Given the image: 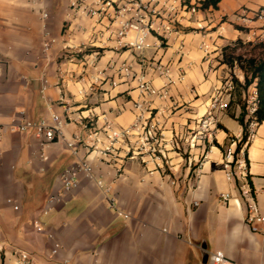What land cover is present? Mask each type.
<instances>
[{"label":"crops","instance_id":"crops-1","mask_svg":"<svg viewBox=\"0 0 264 264\" xmlns=\"http://www.w3.org/2000/svg\"><path fill=\"white\" fill-rule=\"evenodd\" d=\"M70 1L0 0V124L5 131L0 140V260L19 264L18 253L26 252L34 264H211L203 263L205 250L223 251L231 264H264V234L246 223L248 198L241 193L243 185L250 187L264 214V121L248 149L247 179L230 181L222 169L223 149L244 132L237 119L242 108L230 104L236 94L229 87L232 73L240 82L244 74L222 62V49L246 40L249 28L261 25L253 15L264 8V0H221L217 9H201L182 19V33L165 47L154 37L143 52L94 41L92 49L100 50L97 69L128 60L136 75L120 78L108 69L110 79L96 84L97 70L86 65L93 22L71 19ZM52 38L56 41L45 50L44 42ZM203 43L209 46L207 55ZM70 51H80L76 60H67ZM144 58L168 64L169 76L148 72ZM179 71L185 73L181 81ZM142 76L168 89L167 97L152 98L153 118L165 136L167 160L160 165L168 174L127 155L120 145L102 157L82 142L74 154L67 144L74 135L88 142L106 120L134 121V102L143 98ZM217 95L228 107L213 111L214 137L191 146ZM52 114L67 124L63 136L47 145L31 130H5L14 120ZM88 115L94 119L91 129L81 120ZM84 159L92 161L94 178L81 174L78 187L49 205L50 195L62 193V170ZM221 194L231 198L224 201ZM109 198L119 211L110 207Z\"/></svg>","mask_w":264,"mask_h":264},{"label":"built area","instance_id":"built-area-1","mask_svg":"<svg viewBox=\"0 0 264 264\" xmlns=\"http://www.w3.org/2000/svg\"><path fill=\"white\" fill-rule=\"evenodd\" d=\"M40 1V0H34ZM204 0H71V19L84 20L89 19L93 22L92 39L89 47L94 46V41L101 43L114 42L115 47L119 50H127L132 52H143L151 48L153 45L149 41V37H154L161 47L168 46L171 40L182 33V19L192 16L202 8ZM184 14V15H183ZM47 12H42L43 18H48ZM254 19L261 22L260 26L251 27L247 32V39L251 43H264V8L258 9L254 15ZM71 21V20H70ZM56 39L44 42V49L47 50ZM204 52L208 54L206 43H203ZM103 47V46H102ZM101 47V48H102ZM71 49V47L66 46ZM82 50V49H81ZM93 50V51H92ZM88 54L86 65L97 70L92 78V84L98 81L110 79L107 75L108 69H113L120 78L134 76L135 70L133 64L124 60L120 64L115 63L104 69H97V56L99 49H92ZM82 52V51H81ZM80 51H70L66 58L74 61L78 58ZM144 66L150 73H158L161 75L170 74L168 64H163L154 58H144ZM237 66L234 67V69ZM184 71H179L178 80L184 79ZM235 74V73H234ZM136 77V75L134 76ZM229 87H235L233 75H231ZM46 79H43V90L46 89ZM170 82H174L171 80ZM112 85L117 82L112 79ZM92 86V85H91ZM139 89L143 94L142 99L134 102V121L129 125H117L111 120H106L103 127L93 130L89 135L91 139L88 142L83 141L82 136L74 135L67 142L74 154L78 153V145L84 142V147L89 153L96 152L102 157L108 156L116 150V146H122L129 156H137L145 163H153L164 174H168L167 166L160 165V162L166 163L167 155L164 146L165 136L163 129L159 123L153 118V100L154 97H167V87L157 88L149 80H144V76L140 77ZM222 90V88H221ZM80 93H84L81 89ZM228 107V103L224 101L221 95H217L210 104V110L199 121L200 131H197L191 138V146L195 145L197 140L212 139L214 137L215 127L213 111L224 110ZM258 110V90L255 83L251 84L247 89L245 99V126L241 137L231 138L230 144L223 149L224 156L222 161V169L228 180L234 181L236 178L247 179L248 177V149L254 141L261 121L257 118ZM83 126L86 129L92 128L94 119L92 116L81 117ZM67 121L57 114H52L50 119L41 118L37 121L20 120L11 122L5 130L11 133L25 132L31 130L33 135L40 139L43 145L58 141L63 136V128ZM4 126L0 124V140L4 136ZM177 146L175 139L171 140V145ZM48 159L47 156L43 157ZM199 163L197 166H201ZM195 175L200 172V167L194 170ZM94 178V168L92 161L84 159L73 162L65 167L60 174L62 193L50 195L48 204L54 205L63 200L66 193L71 192L80 184V175ZM175 183V181H172ZM97 184L103 186V181L98 179ZM241 193L248 199L246 201L245 221L250 229L254 232L264 234V214L260 212L259 205L254 197L250 187L243 185ZM231 194H221V199L228 201ZM110 207L119 211L114 200L109 198ZM195 205H198L195 202ZM18 209L19 206L15 205ZM47 212V210L45 211ZM128 215H125L127 217ZM34 226L38 231L43 230V226L39 222H35ZM51 236V235H50ZM59 244H56L58 247ZM208 261L211 264H231V261L223 251H214L209 254ZM19 264H34L28 253H18Z\"/></svg>","mask_w":264,"mask_h":264},{"label":"trees","instance_id":"trees-1","mask_svg":"<svg viewBox=\"0 0 264 264\" xmlns=\"http://www.w3.org/2000/svg\"><path fill=\"white\" fill-rule=\"evenodd\" d=\"M220 1L221 0H204L202 8L217 9ZM235 42L241 44L243 41L242 39H238ZM231 45L229 44L223 47L222 62L227 64L231 69L237 66L243 72L244 82H240L238 78L233 76L236 89H248L251 84L255 83L258 90V110L256 116L262 122L264 121V43H259L257 46H254L253 48L255 50L259 49V51L250 54L237 53V47H232ZM241 108L242 112L237 119L240 124L245 126V106L241 105ZM222 128L224 129V127ZM0 264H4V262L0 260Z\"/></svg>","mask_w":264,"mask_h":264},{"label":"rangeland","instance_id":"rangeland-1","mask_svg":"<svg viewBox=\"0 0 264 264\" xmlns=\"http://www.w3.org/2000/svg\"><path fill=\"white\" fill-rule=\"evenodd\" d=\"M237 41V40H236ZM243 42L241 43V44H237L235 41L234 42H232V43H230V45L232 46V47H234V46H236L237 47V49H236V52L237 53H243V54H250V53H252V52H256V51H259V49L258 50H255L253 47L254 46H257L258 44H255V43H251V42H249L248 40H242ZM229 45V44H228ZM223 54V53H222ZM237 69H239L238 67H236ZM234 70V69H233ZM240 70V69H239ZM232 75L233 76H235L236 77V75L234 74V73H232ZM237 78V77H236ZM234 93L236 94L235 95V102H230V104L232 103H234V104H236V103H238L240 106L241 105H244L245 106V99H246V94H247V89H236V86L234 87ZM240 103H239V102Z\"/></svg>","mask_w":264,"mask_h":264},{"label":"water","instance_id":"water-1","mask_svg":"<svg viewBox=\"0 0 264 264\" xmlns=\"http://www.w3.org/2000/svg\"><path fill=\"white\" fill-rule=\"evenodd\" d=\"M206 248V245L205 244H203V249H205ZM208 256H209V253H207V251H203V254H202V257H203V263H207V261H208Z\"/></svg>","mask_w":264,"mask_h":264}]
</instances>
